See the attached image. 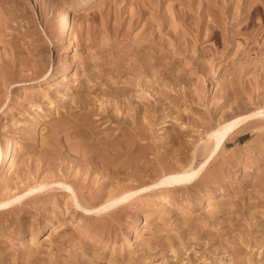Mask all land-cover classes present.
Masks as SVG:
<instances>
[{"label": "rangeland", "instance_id": "obj_1", "mask_svg": "<svg viewBox=\"0 0 264 264\" xmlns=\"http://www.w3.org/2000/svg\"><path fill=\"white\" fill-rule=\"evenodd\" d=\"M263 5L0 0V264H264Z\"/></svg>", "mask_w": 264, "mask_h": 264}, {"label": "bare ground", "instance_id": "obj_2", "mask_svg": "<svg viewBox=\"0 0 264 264\" xmlns=\"http://www.w3.org/2000/svg\"><path fill=\"white\" fill-rule=\"evenodd\" d=\"M240 1V0H239ZM250 1V0H249ZM264 6V5H263ZM258 8V7H257ZM250 11V10H249ZM264 11V10H263ZM248 17H249V15H248ZM250 18V17H249ZM263 19V18H262ZM264 25V24H263ZM263 25H262V27H263ZM60 26H61V28L65 31V32H67V34L68 35H70L71 36V30H70V26H69V19H68V11H65V12H62V15H61V17H60ZM262 29V28H261ZM258 30H259V28H258ZM251 31V30H250ZM249 31V32H250ZM73 33V32H72ZM249 37V36H248ZM252 37V36H251ZM73 38V37H72ZM246 39V38H245ZM253 47V46H252ZM263 50V49H262ZM241 119L240 118H236L235 120H230L229 122H227L228 124H224L223 125V128H224V130L225 131H227L228 129H230V128H232V127H234L235 125H238V124H242L241 123V121H240ZM241 127V125L238 127V129ZM237 129V130H238ZM125 139V138H124ZM127 140V139H126ZM125 144H126V141H125ZM8 146V145H7ZM203 150H205V148L203 149ZM205 152V151H204ZM204 152H203V155H204ZM206 154V153H205ZM5 163V162H4ZM194 169V167H193V162H191L190 163V167H189V169H182V170H180L179 171V173H183V174H189V175H191V176H196L197 174H198V172L200 171V170H193ZM171 175V174H170ZM192 179V178H191ZM130 194H131V192H130V190L129 191H124V192H122L121 194H120V192H119V195L117 196L116 195V197H114V198H111V199H109V200H106V201H108V203H109V206H111V207H119L120 205H122V204H124V203H126L127 202V200H128V198H129V196H130ZM169 196L170 195H166V196H163V200L166 202V201H168V199H169ZM110 197V196H109ZM106 199H108V197L106 198ZM171 199V198H170ZM17 200V197H16V194H14L13 196H11L10 195V197H4V198H2L1 200H0V208H6V209H9V208H11L10 207V205L13 203V202H15ZM170 203V202H169ZM88 204V203H87ZM86 204V206H85V208L87 209V210H91V209H94L96 206H88ZM123 206V205H122ZM121 207V206H120ZM119 207V208H120ZM6 209H5V211H6ZM62 236V235H61Z\"/></svg>", "mask_w": 264, "mask_h": 264}]
</instances>
